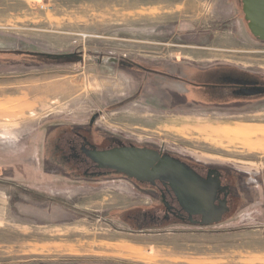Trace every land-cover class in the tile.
<instances>
[{"label": "rangeland", "instance_id": "rangeland-1", "mask_svg": "<svg viewBox=\"0 0 264 264\" xmlns=\"http://www.w3.org/2000/svg\"><path fill=\"white\" fill-rule=\"evenodd\" d=\"M122 58L179 78L233 66L264 82V41L242 0H0V264H264V94L173 107V80ZM78 132L232 170L246 195L219 224L141 225L164 212L152 186L70 177L57 146Z\"/></svg>", "mask_w": 264, "mask_h": 264}, {"label": "water", "instance_id": "water-1", "mask_svg": "<svg viewBox=\"0 0 264 264\" xmlns=\"http://www.w3.org/2000/svg\"><path fill=\"white\" fill-rule=\"evenodd\" d=\"M242 4L251 33L264 41V0H242ZM244 85L252 87L253 91L249 95L264 94V87L259 86V82H248ZM97 117L98 115L93 116L92 124ZM86 155L98 169L110 170L152 187H155L157 182L169 183L183 207H188L192 201L198 204L194 211L204 215L203 225L221 223L225 212L228 211L225 201L216 209L209 206L206 186L199 181L192 167L170 154L149 148L117 147L103 151L86 150Z\"/></svg>", "mask_w": 264, "mask_h": 264}, {"label": "flooded vegetation", "instance_id": "flooded-vegetation-1", "mask_svg": "<svg viewBox=\"0 0 264 264\" xmlns=\"http://www.w3.org/2000/svg\"><path fill=\"white\" fill-rule=\"evenodd\" d=\"M259 85L263 87V84L260 82ZM228 87L233 89L241 88V86L233 84H229ZM95 122L92 124L90 121L88 128L89 131L93 129ZM57 148L60 155L58 158H61L70 168V177H74L75 180H78L79 178L86 180L97 177L106 178L111 175H119L110 170L98 169L96 164L86 155V150L96 149L103 151L115 148L112 145L107 144L106 146H103V143L99 144L92 136L78 132L75 136H71L64 140V142L59 144ZM185 163L192 167L194 173L199 178V181L202 185L206 186L205 192L207 204L209 206L216 209L217 207H221L224 201L227 203L226 210L228 209V211L225 212L223 220L228 214L232 213V210L238 208L243 202L244 195L246 194L243 191L235 190L237 185H239L238 182H241V180H238V177H240L238 173H235L232 170L225 171L216 168H197L187 162ZM260 186L264 188V180L260 181ZM249 188L251 189L252 187L250 186ZM151 190L155 193V197H159L162 202L164 212L160 214L158 210H154L144 214L143 217L148 221L143 222L141 225L144 223H151L156 227L164 224L207 226L202 224L205 219L204 215L197 214L196 211H194L196 210L194 207H197L198 204H194V201H192L188 204V207H183L179 201L178 195L169 183L164 184L162 182H157V185L151 187ZM249 192L250 195H252L251 190L246 193ZM156 202L159 203V200ZM139 218L140 217H138V219ZM138 225L140 224L138 223Z\"/></svg>", "mask_w": 264, "mask_h": 264}, {"label": "crops", "instance_id": "crops-1", "mask_svg": "<svg viewBox=\"0 0 264 264\" xmlns=\"http://www.w3.org/2000/svg\"><path fill=\"white\" fill-rule=\"evenodd\" d=\"M193 68H191V73L188 69L187 75L189 78L187 75L179 78L154 68L157 71L166 73L175 78L169 79L165 77L169 80H173L178 86V89L168 92L170 96L168 101L171 106L177 108L187 107L191 104L200 107H221L228 106L229 104L233 106H242L245 103L244 101H251L253 97L261 96L249 95L253 89L251 86L244 85V83H256L260 80L251 72L233 66L221 65L210 68H202L194 65ZM195 77H199L202 80L218 79L219 82L213 85L206 83L200 84L196 82ZM229 84L241 86V88L233 89L228 87Z\"/></svg>", "mask_w": 264, "mask_h": 264}, {"label": "trees", "instance_id": "trees-1", "mask_svg": "<svg viewBox=\"0 0 264 264\" xmlns=\"http://www.w3.org/2000/svg\"><path fill=\"white\" fill-rule=\"evenodd\" d=\"M36 56H38L40 59H43V58H47L48 56L47 55H45V54H35ZM76 56V55H75ZM53 57H56L54 60H57L58 62H73L71 59H69V57L70 56H67V55H64V56H58V55H56V56H53ZM119 66L121 67V68H127V69H132V70H136V71H139V72H143V73H145V74H147V75H153V76H163V77H167V78H169V79H175L173 76H171V75H168V74H166V73H163V72H160V71H157V70H155L154 68H152V67H148V66H146V65H143V64H141V63H139V62H136V61H134V60H131V59H127V58H122V60L119 62ZM261 81V80H260ZM263 81H261V84H263L264 85V82L262 83ZM129 102H130V100H128ZM127 101V102H128ZM127 102H123L122 104H124V103H127ZM121 104V105H122ZM111 139H115V138H109V139H107V140H105V141H107V142H109ZM230 174H232V173H230ZM129 210H127V212H126V214H128L129 215ZM140 211H137V212H135V215L134 216H129V218L130 219H133L134 218V220H137L138 219V217H142L141 215H143V213L141 214V213H139ZM128 215H126V216H128ZM128 218V217H127ZM139 218V219H140ZM143 218V217H142ZM138 219V220H139ZM137 220V221H138ZM143 223V222H142ZM140 224V223H139ZM139 226H141V225H139ZM142 230V229H141Z\"/></svg>", "mask_w": 264, "mask_h": 264}]
</instances>
